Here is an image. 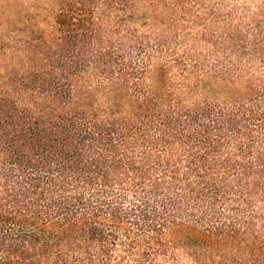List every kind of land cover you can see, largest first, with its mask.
<instances>
[{
  "label": "trees",
  "instance_id": "trees-1",
  "mask_svg": "<svg viewBox=\"0 0 264 264\" xmlns=\"http://www.w3.org/2000/svg\"><path fill=\"white\" fill-rule=\"evenodd\" d=\"M23 20L0 26V264H264V0Z\"/></svg>",
  "mask_w": 264,
  "mask_h": 264
},
{
  "label": "rangeland",
  "instance_id": "rangeland-1",
  "mask_svg": "<svg viewBox=\"0 0 264 264\" xmlns=\"http://www.w3.org/2000/svg\"><path fill=\"white\" fill-rule=\"evenodd\" d=\"M34 0H0V26L6 29L10 26L16 25L22 27L26 10L33 3ZM28 13V11H27ZM208 88L200 86L197 94H207Z\"/></svg>",
  "mask_w": 264,
  "mask_h": 264
}]
</instances>
